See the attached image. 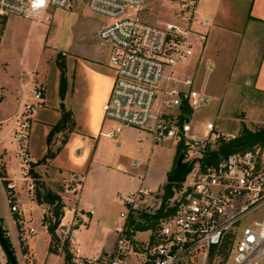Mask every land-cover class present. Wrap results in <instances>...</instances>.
I'll return each mask as SVG.
<instances>
[{
	"label": "built area",
	"instance_id": "1",
	"mask_svg": "<svg viewBox=\"0 0 264 264\" xmlns=\"http://www.w3.org/2000/svg\"><path fill=\"white\" fill-rule=\"evenodd\" d=\"M201 1L171 0V18L151 20L149 0H88L89 10L105 20L98 37L108 51L113 74L109 98L102 108L112 128L101 135L117 138L124 127H130L147 132L155 142L175 141L183 152L182 162L191 167L173 189L155 228L147 229V240L136 238V223L130 222V212L138 202L152 197L148 188L141 187L123 198L126 207L115 226L113 248L91 255L68 244L74 224L82 217L76 203L83 177L75 172L59 194L63 214L57 232L65 234L61 244L67 242L70 254L64 264H264V148L220 153L221 143L238 134L217 131L212 121L205 124L203 134L193 126L195 111L211 102L205 88L198 87L194 73H187L196 48L202 49L207 40L208 20L199 17ZM71 3L0 0V15L49 25L52 11L69 8ZM44 102L45 85L35 81L31 100L24 103L13 126L21 163L28 166L24 177L30 175L32 162L26 147L31 123ZM87 140L85 137L84 142ZM6 187L11 211L20 215L17 184L12 180ZM28 191H35L33 180ZM162 205L160 197L157 207L147 213L155 214ZM50 208H42L46 227L53 216ZM68 214L71 224L65 222ZM15 223L22 230L23 264H37L30 246L36 229L25 226L20 218Z\"/></svg>",
	"mask_w": 264,
	"mask_h": 264
},
{
	"label": "crops",
	"instance_id": "2",
	"mask_svg": "<svg viewBox=\"0 0 264 264\" xmlns=\"http://www.w3.org/2000/svg\"><path fill=\"white\" fill-rule=\"evenodd\" d=\"M199 17L208 20L207 40L202 50L195 52L194 69L203 58L210 61L212 68L213 63L219 68L226 63L227 83L252 86L264 95V0H202ZM57 56L58 53H55L45 60L41 57L40 62L34 65H23L13 70L0 53V108L6 110L5 114H0V163L6 175L4 180H14L17 184L21 214H14L15 218H20L28 226L29 211L38 208L42 220L43 206L38 202L36 191H28L29 182L33 180L35 184L34 178L31 174L24 177L23 172L28 170V166L21 163L20 144L13 136L15 120L23 110L24 103L31 100L34 82L42 81L45 85V102L33 117L26 144L32 158L31 165L35 164L33 168L39 174V180L56 194L63 191L75 172L83 177L76 203L82 217L74 224L73 236L68 244L73 249L78 248L84 255L98 254L111 250L116 240L115 226L119 221L110 224L105 220L108 204L114 200L123 201L124 197L141 187L148 188L139 178L129 177L128 168L118 162V156L113 153L114 147H121L138 130L124 127L117 138L101 135V132H108L112 128V124L104 119L102 109L113 83L112 71L108 62L99 64L97 60L86 57L69 58L66 53L68 85L64 104L73 114L75 129L53 159L37 163L45 156L48 134L62 115ZM193 73L196 77V70ZM241 112L244 118L246 114H264L263 106L257 104ZM85 137L88 139L86 142ZM56 144H59V138ZM112 163H116V167ZM127 180L134 188L124 194L121 200L120 190L122 185L128 183ZM23 191L29 194L26 199L23 198ZM16 225L20 235L22 230ZM42 234L46 237L49 249L52 239L46 226ZM59 234L61 237V231ZM84 235L93 240L89 248L82 245ZM30 246L36 263L41 264L35 254V235L30 237ZM48 253L51 254L50 251Z\"/></svg>",
	"mask_w": 264,
	"mask_h": 264
},
{
	"label": "rangeland",
	"instance_id": "3",
	"mask_svg": "<svg viewBox=\"0 0 264 264\" xmlns=\"http://www.w3.org/2000/svg\"><path fill=\"white\" fill-rule=\"evenodd\" d=\"M171 0H149L148 17L151 20H169L171 18ZM104 18L92 13L88 8V0H72L69 8H56L52 11V19L49 25L37 24L32 19L20 18L15 15H8L5 25L2 24L0 16V53L2 58L8 61L13 70L19 69L23 65H34L40 62V58L53 57L56 53L65 51L68 57H86L95 59L100 63L108 62V51L99 44L97 35L98 28L104 23ZM202 50V49H201ZM200 47L196 48V53ZM51 58L48 59L50 62ZM210 61L202 59L194 69V60L192 58L187 73H193L196 70V80L198 87L205 88L207 94L211 97V102L195 111L193 116V126L203 134L205 124L208 121L215 123L216 130L223 133L238 134L242 127V122L247 121V126L253 130L264 125V114H244L242 109H249L254 104L262 105L264 110V95L252 86L235 85L227 83L225 79V67H216L208 69ZM111 70V69H110ZM195 74V73H194ZM0 99L2 96L0 95ZM5 108H0V114H5ZM239 112V113H238ZM238 113V114H237ZM244 118V120H242ZM110 124V122L108 123ZM59 140L62 139L58 137ZM178 144L172 140H163L155 142L147 132L138 130L133 133L122 144L121 147H114L113 153L118 156V162L128 168L129 177L139 178L141 182L150 189L152 197L143 199L136 205V216L154 210L160 202V197L164 193V185L168 179V173L175 164V158L178 150ZM138 162L137 166H133ZM116 167V163H112ZM0 166L2 164L0 163ZM3 167V166H2ZM1 174V170H0ZM126 175V174H124ZM128 177V178H129ZM7 180L0 176V217L2 227L5 230L14 255L18 264H23L21 251V241L19 239V230L15 224V215L12 213L10 204L7 201ZM122 185L120 190V199L124 194L130 193L134 188L130 182ZM176 184L173 189L177 188ZM134 191V190H133ZM137 191V190H135ZM24 199L28 197V192L23 191ZM38 199V197H37ZM38 202L40 203L39 199ZM43 207L50 205L42 204ZM51 207V206H50ZM123 201L114 200L108 204L104 218L108 223L120 222V211L125 209ZM52 213V208L49 209ZM28 226L36 228L35 234V254L41 264H64L65 250L58 247L57 252H51L47 247L46 237L42 234L44 226L41 220V211L35 208L28 213ZM47 220V215H45ZM72 215L65 217L66 224H71ZM79 229V228H77ZM59 235V232H57ZM34 236V235H33ZM149 237V231H139L136 238L145 241ZM60 240H66L65 234L61 233ZM83 247H91L92 239L86 235L82 237ZM51 252L49 254L48 252ZM0 264H8V256L0 243ZM136 264V262H134Z\"/></svg>",
	"mask_w": 264,
	"mask_h": 264
},
{
	"label": "trees",
	"instance_id": "4",
	"mask_svg": "<svg viewBox=\"0 0 264 264\" xmlns=\"http://www.w3.org/2000/svg\"><path fill=\"white\" fill-rule=\"evenodd\" d=\"M2 18V24L5 25L7 22V16L6 15H0ZM2 31H0L1 34ZM57 65L60 69V85H59V94L61 98V118L60 120L53 125L52 129L50 130L48 134V149L45 154V156L38 161L37 163H45L50 159H53L62 149L63 145L67 142L69 134L74 131L75 129V121L73 118V114L70 110H68L65 107L64 99L67 92V85H68V79H67V66L65 61V55L62 53H58L57 56ZM61 134L62 139L59 140V144H56L58 141V135ZM255 146H260L264 148V125L253 130L247 126L245 122H242V127L236 138L228 141V142H222L219 146L218 152L220 153H230L233 151H239V150H247L254 148ZM180 149L177 150L176 158H175V164L173 168L168 173V179L167 182L164 185V193L162 196L163 205L162 207L155 212V214H148L147 212H143L140 214L139 220L137 221L136 211L130 212V222L132 224H135L136 230L139 231H145L150 228H155L157 219L163 214V207L166 203V201L171 197L173 193V187L180 183L188 173L190 169V164L186 162H182L180 165H178V156L180 154ZM35 164L31 165L29 171L32 177L35 181V187H36V196L38 197L40 203H43L42 194L43 191L46 193V198L50 200H56V204L51 206L52 208V217L50 218V223L47 226L48 232L51 235V245L49 247V250L51 252H57L58 247H61L66 252V259L70 258L69 250L67 247V242L61 244V238L57 233L59 218L62 216V204L60 203V197L59 194L53 193L52 191L48 190L43 182L39 180V174L34 170L33 166ZM1 174L0 176L4 179L5 172L4 168L0 166ZM0 225L2 229V233L4 236V239L9 246V248L13 251L11 244L9 242V239L7 235H5V230L2 227V219L0 217ZM58 244V245H57ZM57 245V246H55ZM14 253V251H13ZM17 260V259H16ZM8 264H12L10 259L8 258Z\"/></svg>",
	"mask_w": 264,
	"mask_h": 264
},
{
	"label": "water",
	"instance_id": "5",
	"mask_svg": "<svg viewBox=\"0 0 264 264\" xmlns=\"http://www.w3.org/2000/svg\"><path fill=\"white\" fill-rule=\"evenodd\" d=\"M182 159H183V152H180L179 156H178V165H180L182 163ZM42 198H43V203L46 205H55L56 204V200H50L46 198V193L45 191H43L42 194ZM0 243L2 245V247L4 248L8 258L10 259L12 264H18L16 257L13 253V251L9 248V246L7 245L3 233H2V229H1V225H0Z\"/></svg>",
	"mask_w": 264,
	"mask_h": 264
}]
</instances>
